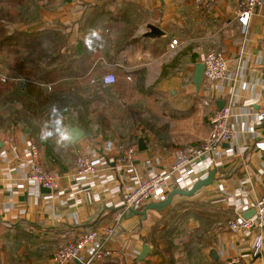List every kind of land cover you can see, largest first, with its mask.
<instances>
[{"label":"crops","instance_id":"crops-1","mask_svg":"<svg viewBox=\"0 0 264 264\" xmlns=\"http://www.w3.org/2000/svg\"><path fill=\"white\" fill-rule=\"evenodd\" d=\"M93 11L98 23L92 32L100 37L94 28L104 31L103 50L116 57L107 63L100 55L98 61L108 71L101 77L113 74L116 82L102 86L103 104L96 103L98 111L90 117L101 114L112 124L118 121L119 129L85 133L77 126L83 137L74 144L57 135L58 149L46 168L57 169L64 188L71 185L77 154L90 151L105 164L98 181L82 186L81 194L50 200L43 198L42 189L24 182L27 137L17 130L0 133V248L5 250L11 240L24 243L11 246L15 252L1 251L0 264H54L52 254L59 245L112 227L127 186L115 168L116 152L136 146L138 169H167L190 141L203 143L208 117L221 103L231 106L234 137L197 165L198 180L215 170L213 182L191 197L173 196L161 211L148 210L143 217L126 213L107 243L111 255L93 264H221L233 256L264 264V231L246 236L228 227L238 217H251L254 202L264 194V122L256 119L264 112V7L252 16L246 32L231 0H43L39 19L48 26L66 25ZM147 24L163 34L145 37ZM69 34L71 45L84 37L76 26ZM210 51L228 60L226 76L210 83L201 74L196 85L197 71ZM136 120H147L149 128L135 123L131 128L128 121ZM8 139L12 142L7 145ZM105 142L110 150L103 149ZM211 159L218 164H209ZM144 246L149 253L137 261Z\"/></svg>","mask_w":264,"mask_h":264},{"label":"trees","instance_id":"trees-1","mask_svg":"<svg viewBox=\"0 0 264 264\" xmlns=\"http://www.w3.org/2000/svg\"><path fill=\"white\" fill-rule=\"evenodd\" d=\"M42 1L0 0V58L12 57L8 63L0 62L6 65L1 75L12 78L2 81L0 77V133L17 130L25 135L37 147L46 168L58 149L57 134L68 124L85 133L119 127L118 121L112 124L101 114L90 117L98 111L95 104H103L106 92L100 78L108 71L101 67L99 57L103 54L107 63L116 58L108 57L102 39L92 32L95 9L75 23L48 26L39 19ZM74 26L84 37L71 45L68 36ZM104 27L110 30L108 23ZM147 122L128 121L131 128L135 123L134 127L142 125L143 129L149 128ZM11 242L5 244L6 251L17 244Z\"/></svg>","mask_w":264,"mask_h":264},{"label":"built area","instance_id":"built-area-1","mask_svg":"<svg viewBox=\"0 0 264 264\" xmlns=\"http://www.w3.org/2000/svg\"><path fill=\"white\" fill-rule=\"evenodd\" d=\"M201 1V0H197ZM215 4L218 0H204ZM236 7V20L243 32L248 29L250 20L257 10L264 7V0H231ZM94 32L104 37L105 33L100 27H95ZM176 41H172L173 47ZM202 76L208 82H216L224 79L228 70V60L220 52H207L202 60ZM2 81H11L12 78L0 76ZM23 81L17 79V81ZM102 86H112L115 83L113 74H106L100 79ZM208 105V101L204 102ZM231 106H223L208 117L209 132L202 144H194L190 141L185 149L177 151L171 165L164 170H148L144 172L138 169L134 162L139 155L136 146L116 152L115 168L119 173L121 181L126 183L119 208L113 214V225L102 233L89 231L82 234L78 240L68 241L59 245L52 254L54 264H93L97 261L107 259L111 250L107 243L119 230V224L124 215L132 210H138L149 201H163L172 189L187 191L198 181V163L202 158L212 152H216L222 145L228 144L234 137V131L229 124L231 118ZM257 123L264 122V112L256 114ZM65 131V130H64ZM64 131L57 135L64 136ZM12 140H5V144H11ZM110 150L112 145L105 142L102 146ZM25 161L27 171L24 177L30 187H36L48 191L43 195L44 199L50 200L54 197L69 196L76 197L84 191L82 186H93L95 179L98 181V172L104 164L101 158L95 157L90 151L77 154L74 166L70 171L71 185L68 188L62 186V179L57 169L45 168L40 162V154L37 147L28 143V148L22 157ZM217 165V161L211 159L209 164ZM95 195V194H94ZM98 197H94L97 200ZM76 203H79L76 202ZM254 213L249 218L238 217L228 223L232 231L240 232L246 236H253L256 232L264 231V194L254 202ZM260 237V235L258 236ZM221 264H247L241 257L233 256L225 259Z\"/></svg>","mask_w":264,"mask_h":264},{"label":"water","instance_id":"water-1","mask_svg":"<svg viewBox=\"0 0 264 264\" xmlns=\"http://www.w3.org/2000/svg\"><path fill=\"white\" fill-rule=\"evenodd\" d=\"M145 29H146V32L144 36L149 39L158 38L159 36L163 34L157 27L151 24H147L145 26ZM202 69H203V65L201 64L196 74V85H199V81H200L201 74H202ZM211 97H212V90H211ZM216 105H217L218 110L223 107V103H221L220 105L219 104H216ZM64 136L70 143L74 144L83 137V132L77 126L73 124H68L65 128ZM1 147H2V144L0 143V148ZM214 174H215V170H211L208 172V175L205 179L198 180L190 190L184 191L180 189H173L170 193L167 194L166 198L163 201L158 202V203L151 202L145 205V207L141 211L132 210L131 213L141 215L143 217L145 216L148 210H155V211L163 210L165 207H167L170 204L173 196L191 197L194 193H196L202 187H206L210 185L213 182ZM42 192L47 193L48 191L42 190ZM249 214L250 213L243 216V218H249L248 217ZM148 253H149V247L144 246L142 253L138 257L137 261H142L147 256Z\"/></svg>","mask_w":264,"mask_h":264},{"label":"rangeland","instance_id":"rangeland-1","mask_svg":"<svg viewBox=\"0 0 264 264\" xmlns=\"http://www.w3.org/2000/svg\"><path fill=\"white\" fill-rule=\"evenodd\" d=\"M12 60V57L11 56H5L3 58H0V62H5V63H8ZM6 65L3 64V63H0V76H2V72L4 73L6 71ZM24 243H22L21 241H17V244L15 246H13L14 248H17V246H23ZM13 247H10L8 248L9 250H14L15 252V249ZM2 251V252H1ZM0 252L2 253V255L4 254H8V252L2 248H0ZM1 256V255H0Z\"/></svg>","mask_w":264,"mask_h":264}]
</instances>
